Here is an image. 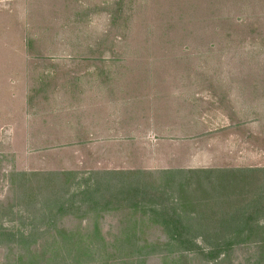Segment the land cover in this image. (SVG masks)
<instances>
[{"label": "rangeland", "instance_id": "1", "mask_svg": "<svg viewBox=\"0 0 264 264\" xmlns=\"http://www.w3.org/2000/svg\"><path fill=\"white\" fill-rule=\"evenodd\" d=\"M261 163L263 0H0V264H71L73 253L81 264H260L264 170L240 177ZM115 171L149 172L156 184L173 171L192 222L211 226V239L247 240L214 259L164 244L118 250L129 218L139 244L167 234L141 210L127 213L106 174ZM18 172L63 174L22 188ZM244 221L261 228L222 230ZM95 226L97 238L87 234ZM62 230L90 254L48 247Z\"/></svg>", "mask_w": 264, "mask_h": 264}, {"label": "trees", "instance_id": "2", "mask_svg": "<svg viewBox=\"0 0 264 264\" xmlns=\"http://www.w3.org/2000/svg\"><path fill=\"white\" fill-rule=\"evenodd\" d=\"M246 173H243L242 178L240 177V180L244 183L248 181V178L250 176V173L252 172H263L264 169H257L253 168L251 171H248L249 169H246ZM243 172L245 170H242ZM203 173H206V171H202ZM264 173V172H263ZM56 174H63V173H57V172H51V173H27V172H18L14 175L19 178L18 186L24 188V183L28 180V178H38L36 181H40L43 179V186L44 188L47 186L46 182H51L53 179V176H56ZM65 174H74L71 171L65 172ZM106 174L111 175L116 180H119L117 183L116 188L112 190V192H119L123 193V200L122 203H125V206H123L124 209H128L127 213L131 216L139 210L143 213V215H148V220L153 224L158 223L161 229L167 234V240L164 243H153L148 242L147 240L144 241L143 244H139V239L135 235V231L137 229L136 221L134 219H127L126 225L122 229L123 237L116 239V248L120 251H123L124 253L127 251L128 254H131L135 252L137 255H145L149 254L158 247L160 244H164V246H176L177 251L179 252H191V251H200L203 252L205 255H207L209 259H214L218 255L227 254L229 251H231L235 245L240 244L242 242H245L247 239H241V238H235L230 237L228 239H219L218 237L215 239H211L207 232L210 229L211 226H208L207 224L201 222L200 224H196L198 222H192L189 215L188 207L191 202H189L188 198L183 195L184 194V183H177L175 184L174 180V173L173 171H164L162 172V176H160V181L156 180V182H159L158 184L155 183V179H147V177L144 176H150L149 178H153L154 176L152 173L149 172H135V171H115V172H107ZM258 174V173H257ZM108 175V176H109ZM226 176V175H224ZM42 179H39V178ZM236 177V176H234ZM107 178V177H106ZM220 182L225 183L224 177L220 176L219 179ZM233 179V178H232ZM259 191L256 193L258 197H260L264 193V175L259 176ZM49 180V181H48ZM263 180V182H261ZM230 182V181H229ZM46 184V185H45ZM105 184L109 185V183ZM156 186H155V185ZM163 187H161V185ZM237 184V183H236ZM112 185V184H111ZM178 186V187H177ZM171 189V191L168 192V189ZM90 186L84 190L81 191V194L83 197L92 196L93 191ZM225 190V188L223 189ZM178 192V195H174V192ZM111 193V191H110ZM116 198L115 194H110V197L108 200L105 201L104 206L111 202L113 200L112 198ZM148 197H151L149 199H156L153 203H148ZM110 199V201H109ZM93 203H96L97 201L95 198L92 197ZM130 200H133V202L129 203ZM50 205V204H48ZM98 205V204H97ZM201 206L200 210L197 212H200V214L207 213L208 210H210L211 205L208 204L207 200L205 202L199 204ZM209 205V206H208ZM53 206V205H52ZM52 206L48 210V214L44 213L45 216L50 218H54L55 214H50L52 211ZM115 207V206H114ZM208 207V208H207ZM57 212L64 211L65 208L57 207ZM113 209H119V208H113ZM178 209L182 211V214L180 212H177ZM89 210V209H86ZM143 221V220H142ZM235 225V224H234ZM232 223L226 222L224 226L222 227V230H231L233 233L241 234L242 232L249 229L251 232L257 231V229H260L261 226H255V227H247V221L241 222L239 226H234ZM139 226V225H138ZM215 228V227H214ZM90 231L87 232V234H91L90 236L97 238L99 236V230L97 226H95L92 229H88ZM63 231V232H62ZM59 231L60 235L63 233L62 236V243L55 245L54 241H51L47 244L48 247L52 248L54 247V250L56 248H63L67 252L72 253V249H74L79 256L82 255H88L90 252H88L89 247L84 244V242H81L79 239H77L74 235V230L70 231ZM197 232V234H195ZM65 233V235H64ZM31 236V235H29ZM20 239L24 240L25 237L20 236ZM199 239V240H198ZM200 241V244L197 242ZM206 251V252H205ZM59 252V250H57ZM74 256L72 257L75 261H72L71 264H81L82 262H79L76 258V254L73 253ZM58 253H56V256ZM57 259V258H56ZM52 260H54L52 258ZM48 262H50L48 260ZM140 262V260H138ZM52 264H56V261L51 262ZM24 264H38V261L34 259H28L25 261ZM70 264V263H69ZM140 264V263H137Z\"/></svg>", "mask_w": 264, "mask_h": 264}, {"label": "crops", "instance_id": "3", "mask_svg": "<svg viewBox=\"0 0 264 264\" xmlns=\"http://www.w3.org/2000/svg\"><path fill=\"white\" fill-rule=\"evenodd\" d=\"M264 1V0H263ZM259 131V130H258ZM234 146V145H233ZM255 167H264V163H261V164H258V165H255ZM264 253V252H263ZM260 264H264V260H261V263Z\"/></svg>", "mask_w": 264, "mask_h": 264}]
</instances>
